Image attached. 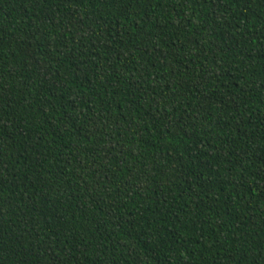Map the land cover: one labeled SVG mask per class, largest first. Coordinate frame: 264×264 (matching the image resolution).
Returning <instances> with one entry per match:
<instances>
[{
    "label": "trees",
    "instance_id": "trees-1",
    "mask_svg": "<svg viewBox=\"0 0 264 264\" xmlns=\"http://www.w3.org/2000/svg\"><path fill=\"white\" fill-rule=\"evenodd\" d=\"M0 264H264V0H0Z\"/></svg>",
    "mask_w": 264,
    "mask_h": 264
}]
</instances>
